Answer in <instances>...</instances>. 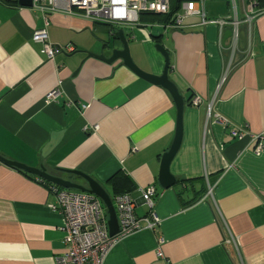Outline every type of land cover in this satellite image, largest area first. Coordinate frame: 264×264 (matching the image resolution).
Masks as SVG:
<instances>
[{"label":"crops","instance_id":"0c3cea01","mask_svg":"<svg viewBox=\"0 0 264 264\" xmlns=\"http://www.w3.org/2000/svg\"><path fill=\"white\" fill-rule=\"evenodd\" d=\"M203 9L207 21L225 18L229 0H205ZM255 10L249 50L228 70L229 28L220 34L199 17L172 27L142 15L129 29L0 0V157L85 187L66 172L83 174L112 202L109 181L121 173L131 180L139 218L149 210L137 190L155 191L154 230L123 238L103 264H264V0H255ZM42 29L53 46L72 51L48 61L31 40ZM119 30L143 72L159 76L164 61L155 46L167 51L168 78L183 98L180 146L168 168L175 184L168 189L158 175L175 135L171 97L121 61L89 56L109 58L121 49ZM55 89L59 97L47 101ZM207 184L212 199L205 197ZM54 204L38 178L0 162V264H55L64 252V218ZM228 232L237 245L226 243Z\"/></svg>","mask_w":264,"mask_h":264},{"label":"built area","instance_id":"2783aa9c","mask_svg":"<svg viewBox=\"0 0 264 264\" xmlns=\"http://www.w3.org/2000/svg\"><path fill=\"white\" fill-rule=\"evenodd\" d=\"M16 1V0H13ZM171 0H32V7L42 15L61 14L70 17L83 18L93 24H101L109 27L129 28L139 27V20L142 15H166L170 10ZM201 7L193 8L188 1H183L180 11L174 15L172 27H180L185 17H199L201 25H216L219 33L222 34L225 28L231 31L230 38L226 44L227 69L236 65L242 51L249 50V43L243 49L240 32L246 29L247 41L252 23L258 15L255 10V0H229L230 13L227 17L207 21L204 15L203 4L205 0H197ZM243 7V8H242ZM243 9L240 12V9ZM32 42L40 44L42 53L48 61L60 52H71V48L59 49L49 42L45 29L34 31L31 34ZM253 56V54H249ZM57 89L52 90L46 96L47 101L53 102L59 97ZM195 99L193 104L197 105ZM84 108V107H83ZM208 108L207 120L210 117ZM216 122L226 125L227 121L217 116ZM98 127L94 126L96 130ZM239 139L243 138L241 133L237 134ZM257 139L254 136L250 140ZM261 151L260 147L255 154ZM56 187V186H55ZM55 196V204L50 208L58 212L64 218L62 228L64 252L56 258L55 264H103L107 253L123 238L144 229L154 230L158 224V218L153 212L155 191L152 187L138 189L144 204L149 213L145 217H137L135 214L134 201L130 194H122L113 199L118 232L109 236L107 221L108 215L105 207L99 199L88 193L51 188ZM206 198L212 199V188L206 185ZM226 243L237 245L236 239L228 232ZM161 258L160 253L157 254Z\"/></svg>","mask_w":264,"mask_h":264},{"label":"water","instance_id":"95a60500","mask_svg":"<svg viewBox=\"0 0 264 264\" xmlns=\"http://www.w3.org/2000/svg\"><path fill=\"white\" fill-rule=\"evenodd\" d=\"M16 3H17V6L21 8H31L32 7V0H16ZM117 34H118V40L121 44V49H113L111 51V55L109 58H105L102 55H94V54H89V56L94 57L95 59L100 60L106 64H112L116 61H121L122 65L128 68L136 76L148 82L149 84L161 87L171 97L174 103L175 109H176L175 135H174V140L170 148L161 157L160 171L158 175V183L160 187L162 189H168L175 184V180L169 174L168 168H169V164L171 160L173 159L174 155L176 154L180 146L181 135H182V121L181 120H182V111H183V105H184L182 96L178 93L176 87L168 78V71L170 68L169 67V55L167 51L161 45L157 44L155 46V49L160 54V56L162 57L164 61L163 71L159 76H155L153 74H148L146 72H143L141 69H139L134 64V62L132 61L130 57L128 44L125 39L123 31L119 30ZM230 35H231V31L226 30L224 33V41L226 39H229ZM240 40H241L243 49H245L247 46V42H248L245 30H241ZM0 162L16 170L22 171L28 175L34 176L38 178L40 181L56 186L60 189L73 190V191H78V192H83V193H88L90 195H93L94 197L100 200V202L106 209V212L108 215L107 227H108L109 236H113L118 232V223H117V218H116V214H115L112 201L109 198V196L104 192L102 187L98 185L91 178L84 176L83 174H80L78 172H66V173L82 178L84 182L86 183V186L83 187V186L74 184L70 181H67L59 176L49 174L43 167H39L37 169L28 168L22 164L11 162L1 157H0Z\"/></svg>","mask_w":264,"mask_h":264},{"label":"trees","instance_id":"16d2710c","mask_svg":"<svg viewBox=\"0 0 264 264\" xmlns=\"http://www.w3.org/2000/svg\"><path fill=\"white\" fill-rule=\"evenodd\" d=\"M7 3L10 4H17L16 1H10V0H4ZM183 1H192V0H171L170 1V10L169 13L166 15H153V14H145V16H152V17H160L162 18V22L165 24H172L174 15L177 14L180 11V5ZM259 2L261 0H258ZM19 171V170H18ZM20 173L28 176L26 173L19 171ZM43 185L48 187L50 190L51 188H57L53 185H50L48 183L40 181ZM109 184L112 189L113 198L122 195V194H130L133 190V186L131 183V180L124 176L121 173L116 174L114 177L111 178L109 181Z\"/></svg>","mask_w":264,"mask_h":264}]
</instances>
